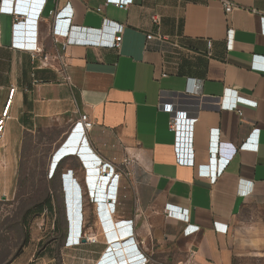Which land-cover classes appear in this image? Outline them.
<instances>
[{
    "label": "crops",
    "instance_id": "1",
    "mask_svg": "<svg viewBox=\"0 0 264 264\" xmlns=\"http://www.w3.org/2000/svg\"><path fill=\"white\" fill-rule=\"evenodd\" d=\"M232 1L226 13L220 0H133L126 9L106 0H0V119L15 89L0 138V200L17 193L27 139L56 132L65 234L83 225L80 244L64 239L61 264H139L138 253L146 264H264V0ZM60 10L73 15L53 18ZM15 14L31 19L26 31L14 30ZM154 14L184 48L176 68L171 46L147 40L158 30ZM120 30L122 45L111 48ZM190 78L198 90L186 91ZM235 95L258 104L230 110ZM177 112L197 117L193 165L176 158L169 125ZM244 141L256 147L239 149ZM105 162L113 170L101 171ZM168 205L187 210L198 229L185 234Z\"/></svg>",
    "mask_w": 264,
    "mask_h": 264
},
{
    "label": "rangeland",
    "instance_id": "2",
    "mask_svg": "<svg viewBox=\"0 0 264 264\" xmlns=\"http://www.w3.org/2000/svg\"><path fill=\"white\" fill-rule=\"evenodd\" d=\"M55 139L56 132L36 134L27 139L17 193L14 198L0 200V264H9L16 255L21 257L16 264H61L60 253L67 238L68 218L62 175L52 160L58 148L52 144ZM69 161L67 163L74 162ZM48 196L53 200L54 210L36 207ZM73 205V201H69L70 209ZM27 211L29 238L25 241L22 219ZM44 211L43 217L41 213ZM43 218L39 229L37 223ZM70 218L73 221L72 212ZM57 225L59 228H55ZM49 259L53 261L47 263Z\"/></svg>",
    "mask_w": 264,
    "mask_h": 264
},
{
    "label": "built area",
    "instance_id": "3",
    "mask_svg": "<svg viewBox=\"0 0 264 264\" xmlns=\"http://www.w3.org/2000/svg\"><path fill=\"white\" fill-rule=\"evenodd\" d=\"M133 2V0H106L105 4L106 5H115L117 7H120L122 9H126L128 8V6ZM220 2L222 3V5L225 8L226 13H230L233 11V9H235L237 7V5L232 1V0H220ZM98 10H102V8H98ZM13 12V9H12ZM73 15L72 11H67L64 12V10H60V11H55L52 13L53 18L55 19H60V18H69ZM262 20H263V24H264V15L262 16ZM31 21L30 18H24V17H19V15L15 14V19H14V30L17 31H26L28 23ZM37 22V20H32ZM152 22L157 25L158 30L154 31V32H150L147 35V40L148 42H156V44L160 47H166V46H171L173 48V60L171 61V64L176 68L180 62V55H181V51L183 48V46L180 45L179 41L177 39H172L171 37H169L168 35H164L160 30H159V25L161 23V18L159 15L154 14L152 16ZM122 40H123V35L121 30L117 31V33L114 35L113 39L109 42V46L111 48L114 49H119L122 45ZM73 42V37L71 36V31H70V35L68 36L67 41L64 43V49L66 50L67 46L71 45V43ZM30 44H32V42L29 39H25L23 38L21 41V45L24 48H27L31 50ZM34 51V50H33ZM66 55L64 54L63 56H61V61H62V65L64 68H66L68 66L67 63V59H66ZM42 65L44 66H48L49 65V57L47 55H43L42 56ZM168 73L167 71H164L162 73V76H167ZM200 87V83L199 81H195L194 79H188V85H187V92L190 91H194V90H198V88ZM15 89L11 90V95L10 98L8 100V104H7V110L4 111L3 113V117L0 119V138L3 136L4 134V120L7 117V112H8V108L10 106L12 97L14 95ZM247 104L250 105L252 107H256L257 106V101H253V100H248L242 97H237V95H235L232 99V101L229 104V109L230 110H237L239 104ZM187 115L184 112H177V114H173L171 121H170V129L172 131L175 132V136H176V158L178 160L179 163L181 164H190L193 165L194 164V152H193V148H192V128H193V124L196 121L197 117L193 116V117H186ZM80 121L83 123L84 127L86 130H91L93 128V123L92 121H90L87 117V115H82L80 118ZM255 133H259V129H255ZM219 131H217V134L215 136V141H213V145H216L215 147L213 146L212 149L214 151L211 152V155H213L214 157H216L218 155L219 152ZM257 144V143H256ZM256 147L255 145H251L248 142L244 141L242 144L238 145V148L241 150H245V149H251ZM101 171H105L106 168H109V170H113L112 166L109 163H103L100 167ZM110 173V172H109ZM65 180L66 177L63 176ZM114 191V194L112 193V191ZM111 192L110 195H108V197L111 198H115V190H113V188H111ZM98 198L100 200H105L106 197H104V194H102L101 196H98ZM100 200H98L96 198L95 202H100ZM173 206L168 205V207L166 208V213H167V217H171V218H175L178 219L180 221H183L186 223V226L184 228V232L185 234H190L193 231L197 230L198 227H193L190 223H189V215L187 210H183L182 212H177L174 211ZM82 210V208H81ZM218 224V223H217ZM216 224V226H217ZM73 226V225H72ZM72 226L69 227L68 233H67V238H66V244H71V245H78L81 243V240L83 238V225H82V219L80 222V226H79V230L77 229V231L74 233L73 236V231H72ZM215 226V227H216ZM224 231L227 232V228H224ZM134 240V238H129ZM128 240V239H127ZM126 240V241H127ZM114 246L119 247L116 243H114ZM133 244V243H132ZM131 244V245H132ZM112 245V244H111ZM124 245H129L128 242H125ZM134 245V244H133ZM134 250L137 248V244H135L133 246ZM135 258V257H134ZM133 257L130 258L131 260V264L134 263V261H132V259H134ZM121 261H123L121 259ZM137 261L139 262V264H146L147 263V258L144 257L142 254L138 253L137 254V259H136V263ZM104 264H108V262H106V260H104ZM109 264H118L117 261H110Z\"/></svg>",
    "mask_w": 264,
    "mask_h": 264
},
{
    "label": "trees",
    "instance_id": "4",
    "mask_svg": "<svg viewBox=\"0 0 264 264\" xmlns=\"http://www.w3.org/2000/svg\"><path fill=\"white\" fill-rule=\"evenodd\" d=\"M36 207H39L40 210H44L45 208H49L50 210H54V205H53V200L50 196H48L44 202L40 203L39 205H37ZM28 211L25 213V215L23 216V219H22V224L24 225V229H25V241H28V238H29V233H28V227H27V224L26 222L28 221ZM55 228H59V225H57Z\"/></svg>",
    "mask_w": 264,
    "mask_h": 264
},
{
    "label": "water",
    "instance_id": "5",
    "mask_svg": "<svg viewBox=\"0 0 264 264\" xmlns=\"http://www.w3.org/2000/svg\"><path fill=\"white\" fill-rule=\"evenodd\" d=\"M107 175V174H106ZM102 187V186H101ZM101 187H96L95 189H94V195H96V196H101L103 193V190H102V188ZM118 193H119V186L117 187V186H115V194H117L118 195ZM69 201V200H68Z\"/></svg>",
    "mask_w": 264,
    "mask_h": 264
},
{
    "label": "bare ground",
    "instance_id": "6",
    "mask_svg": "<svg viewBox=\"0 0 264 264\" xmlns=\"http://www.w3.org/2000/svg\"><path fill=\"white\" fill-rule=\"evenodd\" d=\"M65 181H67L68 183H69V181H68V179L67 180H65ZM67 189H68V187H67ZM68 192H69V190H68ZM68 197H69V195L67 194V200H69L68 199ZM68 206H69V201H68ZM70 215H71V212H70V210H69V217H70ZM71 219V218H70ZM73 224V223H72ZM73 227V226H72ZM114 244V243H113ZM115 245V244H114ZM115 248H118L117 246H114ZM117 250V252H119V250L118 249H116Z\"/></svg>",
    "mask_w": 264,
    "mask_h": 264
},
{
    "label": "clouds",
    "instance_id": "7",
    "mask_svg": "<svg viewBox=\"0 0 264 264\" xmlns=\"http://www.w3.org/2000/svg\"><path fill=\"white\" fill-rule=\"evenodd\" d=\"M65 198H66V196H65ZM96 200V198L95 197H93V201H95ZM69 220V219H68ZM69 227H70V225H69Z\"/></svg>",
    "mask_w": 264,
    "mask_h": 264
}]
</instances>
